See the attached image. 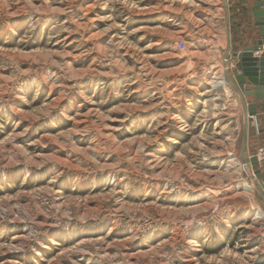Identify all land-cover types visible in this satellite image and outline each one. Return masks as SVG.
I'll return each instance as SVG.
<instances>
[{"label":"rangeland","instance_id":"374dc122","mask_svg":"<svg viewBox=\"0 0 264 264\" xmlns=\"http://www.w3.org/2000/svg\"><path fill=\"white\" fill-rule=\"evenodd\" d=\"M234 2L0 0V264H264Z\"/></svg>","mask_w":264,"mask_h":264},{"label":"water","instance_id":"95a60500","mask_svg":"<svg viewBox=\"0 0 264 264\" xmlns=\"http://www.w3.org/2000/svg\"><path fill=\"white\" fill-rule=\"evenodd\" d=\"M252 11L259 38L252 46L244 48L235 55L230 69H228V63L231 62L229 48L225 56L227 65L225 73L228 84L239 93L243 105L247 106L246 114L249 122H246L244 128L241 159L245 166L250 165L254 168L256 179L264 189L263 174L258 168L260 166L258 156H248L249 133L252 126L250 117L257 118L259 109L264 106V54L258 55L260 48L264 45V0H256ZM226 25L229 26L228 15ZM229 47H231V39ZM246 99H252V101L247 103ZM262 189L259 188V192L264 199Z\"/></svg>","mask_w":264,"mask_h":264},{"label":"crops","instance_id":"0c3cea01","mask_svg":"<svg viewBox=\"0 0 264 264\" xmlns=\"http://www.w3.org/2000/svg\"><path fill=\"white\" fill-rule=\"evenodd\" d=\"M255 1L256 0H235V2L233 3L235 14L233 16V20L231 19L233 22L231 23V26L233 24L234 29L232 30V39H231V47H230L231 62L228 63L229 65L228 69L231 68L233 64L232 61L235 55L238 52H241L244 48L252 46L259 38L258 28L255 26V19L252 11L253 3ZM227 86L229 87L228 90L231 91L230 89L231 86L229 85ZM234 92L240 102L241 110L245 118V116L247 117L246 114L247 106L243 105L239 93H237L235 90ZM251 101L252 99H246L247 103ZM257 118L258 121L261 120L263 134H261L260 136L262 137L261 144L264 147V106L259 109ZM255 126H256V122H255Z\"/></svg>","mask_w":264,"mask_h":264},{"label":"bare ground","instance_id":"6f19581e","mask_svg":"<svg viewBox=\"0 0 264 264\" xmlns=\"http://www.w3.org/2000/svg\"><path fill=\"white\" fill-rule=\"evenodd\" d=\"M225 1V5H224V12H225V9H226V11H227V14H228V9H227V0H224ZM227 28V31H228V33L230 34V32H229V27L228 26H226ZM228 34V35H229ZM228 35H226L227 36V42H229V45H230V35L228 36ZM228 39H229V41H228ZM226 64V63H225ZM227 66V65H226ZM158 74V73H157ZM145 75V74H144ZM216 82H214V86H222V85H225L226 84V86L227 85H229L228 84V82H227V79H226V73L225 72H222V76L220 77V78H216ZM230 86V85H229ZM1 101V100H0ZM246 121H245V124H246V122H249L248 120H247V117H246V119H245ZM102 122V121H101ZM104 135V134H103ZM173 145L174 144H177V143H175V142H171ZM248 156H250V155H248ZM260 157L258 156V159H259ZM8 162V161H7ZM240 162H241V164H242V166L244 167V168H249V167H251L250 165H247V166H245V164H244V162L242 161V160H240ZM259 162H260V159H259ZM67 164V163H66ZM73 166V165H72ZM69 168V167H68ZM252 168V173L254 174V177L256 178V176H255V171H254V168L253 167H251ZM251 175V174H250ZM257 181V179L256 180H254V183H255V185H256V187L258 188V190H259V188L260 189H262V186L260 185V183L259 182H256ZM243 189L248 193V195H251L252 193H253V187L251 186V185H249L247 182L246 183H244L243 185ZM198 190V189H197ZM262 191H263V193H264V189H262ZM193 199H195V197H192V196H188L186 199H185V201L186 202H189V201H191V200H193ZM197 199V198H196ZM197 200H199V198L197 199ZM253 211V210H252ZM251 212H249L247 215H249ZM252 214L253 215H256L257 217H259V218H264V213L263 212H261V211H259V210H254V212H252ZM245 215V214H244ZM246 215V216H247ZM26 239V238H25ZM189 242V241H188ZM190 243H194V242H190ZM37 256H41L40 255V253H39V250L35 253V255H34V257H37ZM111 259V258H110ZM192 259V258H191Z\"/></svg>","mask_w":264,"mask_h":264},{"label":"built area","instance_id":"2783aa9c","mask_svg":"<svg viewBox=\"0 0 264 264\" xmlns=\"http://www.w3.org/2000/svg\"><path fill=\"white\" fill-rule=\"evenodd\" d=\"M177 46H178V49L180 51H182V52L183 51H186V49H187L186 43L183 42V41H178ZM262 54H264V45L260 48V50L258 52V55H262ZM250 120H252L253 122H256V126L255 127L257 128V132L260 135L261 132H262V130L259 127L258 118H252V117H250ZM252 127H254V125H252ZM263 151L264 150H262V154L264 153Z\"/></svg>","mask_w":264,"mask_h":264}]
</instances>
